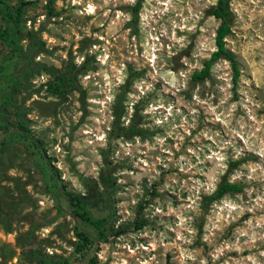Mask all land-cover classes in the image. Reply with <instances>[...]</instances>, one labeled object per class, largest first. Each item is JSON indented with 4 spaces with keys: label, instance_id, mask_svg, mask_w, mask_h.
<instances>
[{
    "label": "rangeland",
    "instance_id": "374dc122",
    "mask_svg": "<svg viewBox=\"0 0 264 264\" xmlns=\"http://www.w3.org/2000/svg\"><path fill=\"white\" fill-rule=\"evenodd\" d=\"M217 1L24 0L37 66L0 117L22 111L66 189L111 220L83 259L76 230L91 228L43 192L31 144L0 133V264H264V0H230L237 80L225 59L194 80ZM10 56L0 40V67ZM222 184L241 191L211 200Z\"/></svg>",
    "mask_w": 264,
    "mask_h": 264
},
{
    "label": "trees",
    "instance_id": "16d2710c",
    "mask_svg": "<svg viewBox=\"0 0 264 264\" xmlns=\"http://www.w3.org/2000/svg\"><path fill=\"white\" fill-rule=\"evenodd\" d=\"M17 5L11 8L7 0H0V14L2 16L5 27L0 26V40L6 44L11 50V56L4 59L0 67V82L8 87V89H0V107L7 104L14 103V90L13 86H19L27 82L29 77L37 66L34 63L35 53L39 50L40 44L37 42L31 45L29 52H26L22 45V24L24 20V13L27 4L24 0H17ZM210 15L220 21V25L216 32L215 44L216 51L212 54L211 58L204 63V67L193 74L194 80L207 79L212 71L214 63L225 59L232 64L235 72V81L239 75L238 62L232 51L227 48L226 39L231 33V21L233 12L230 7V0H218L217 3L210 9ZM23 67L21 74L16 75L19 66ZM60 90L57 86L56 91ZM18 125L5 121L0 117V133L7 138L13 131H16L20 138L29 142L34 149L36 159L33 166L37 171V176L43 184V192L54 197L58 202L65 200L68 203L70 214L78 221L86 224L92 230L77 228V237L79 241L76 244V253L83 259L86 258V253L108 240L109 236L107 228L111 220L110 210L106 206H100L94 199L89 198L87 195L75 194L66 189L62 184L57 170L52 166L51 160L44 148L43 141L34 136L27 126L26 117L22 111L17 113ZM6 145V139L0 144V156L3 152V147ZM0 174V183H1ZM105 186H108L104 182ZM241 188L235 184H222L218 187L217 191L211 200L216 201L224 197L228 193H238ZM1 193V191H0ZM2 213L0 209V220ZM143 224H137V229H141ZM44 264H69L62 262L56 258H50ZM90 264H95L94 258H90Z\"/></svg>",
    "mask_w": 264,
    "mask_h": 264
}]
</instances>
